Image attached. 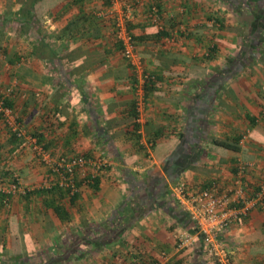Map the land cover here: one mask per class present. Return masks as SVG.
<instances>
[{
	"label": "crops",
	"instance_id": "crops-1",
	"mask_svg": "<svg viewBox=\"0 0 264 264\" xmlns=\"http://www.w3.org/2000/svg\"><path fill=\"white\" fill-rule=\"evenodd\" d=\"M125 1L136 3V51L157 81L142 105L101 0H0V92L13 89L28 136L53 158L110 162L88 169L97 189L78 175L62 221L37 194L59 176L0 120V181L18 172L29 189L0 197V264H156L163 253L171 264H214L199 235L179 248L175 234L192 233V221L171 186L229 189L241 165L250 199L264 186V0ZM152 4L168 36L148 21ZM235 138L239 152L210 143ZM258 205L223 236L236 264H264Z\"/></svg>",
	"mask_w": 264,
	"mask_h": 264
},
{
	"label": "built area",
	"instance_id": "built-area-1",
	"mask_svg": "<svg viewBox=\"0 0 264 264\" xmlns=\"http://www.w3.org/2000/svg\"><path fill=\"white\" fill-rule=\"evenodd\" d=\"M102 16L114 18V27L116 38L123 43V55L134 67L139 71L140 82L137 89V97L139 105L144 102V84L151 79L149 74H146L141 58L133 46L131 34L127 29V22H134L138 19L137 8L130 2L123 0H113V4L106 10ZM147 18L157 24L159 30L163 29L161 24V15L157 7H154L152 12L147 15ZM155 77H153L154 79ZM13 91L12 88L8 92H0V120L5 125L10 134H15L20 140L28 138L33 150L40 157L44 165L59 176V180L51 179L49 185L55 184L70 188L73 193L77 192L76 178L78 175L81 179L89 175L88 169L93 168L95 171H101L110 166L107 159H87L83 156L76 158H60L55 159L47 152L43 145H40L36 138L28 136L22 123L18 120L17 113L6 106L5 98L8 93ZM138 121V120H137ZM245 165H241L238 169L236 180L229 189L221 190L218 186L213 185L208 188H195L191 184L181 181L173 186L170 190L175 201L181 206L183 211L187 213L190 220L195 224L197 233L194 235L185 231H179L175 235L179 248L191 247L196 235L203 238L205 243V253L214 264H236L232 258L229 247L223 240L225 233L234 225L239 223L243 217L248 215L249 211L254 206L260 204L264 208V186L256 195V199H250L246 187L244 185V176L247 171ZM16 177V176H15ZM16 182H8L0 184V191L6 195H26L29 192L20 178L16 177ZM5 186V187H4ZM170 256L163 253L161 259L156 264H169Z\"/></svg>",
	"mask_w": 264,
	"mask_h": 264
},
{
	"label": "trees",
	"instance_id": "trees-1",
	"mask_svg": "<svg viewBox=\"0 0 264 264\" xmlns=\"http://www.w3.org/2000/svg\"><path fill=\"white\" fill-rule=\"evenodd\" d=\"M123 1H125V0H123ZM101 3H102V6H105L106 10H107L113 4V0H101ZM132 4L137 8L135 2L132 3ZM149 7L150 8H149L148 14L152 12L154 7L158 8L157 4H152ZM84 18L87 20L88 23H90L91 19H89L87 17H84ZM84 18L80 19L79 24L83 22ZM108 21H110V23L113 25V28H114V31H115L114 18H110ZM148 21L152 22L151 19H149V18H148ZM136 22H137V20L134 21V22H127L126 23L128 32L131 34V37H132V41H133L132 44H133V46L135 48H136L137 40L140 39L139 37H136L133 34V27H134V24ZM165 32H166V29L163 28L162 30L157 31V36H163L164 37L166 35ZM115 34H116V31H115ZM166 36H168V35H166ZM115 40H116V42L113 43L115 50L123 52V50H124L123 43L120 42L116 37H115ZM150 77H152V78L149 79L143 86L144 96H146V94H148L149 92L153 91L154 88H155L154 87L155 84H157L156 78L153 79L154 75L150 74ZM0 96H3V94L0 93ZM5 104H6L7 107L12 108L11 104H10V99H9L8 96L5 98ZM133 116H134L135 120H137L139 118V114H138V111H137V108H136V104L133 105ZM18 120L20 121L19 117H18ZM135 128L138 130L139 126L137 124H135ZM11 135L16 140L19 139L15 134H11ZM34 137L37 139L38 143L40 145H43L44 149H46V146H45V144L42 143L41 138L37 137V136H34ZM239 141H240V139H236V138L233 140V142H237V143H231V142L222 141V140H219V139H212V140H210V143H212L213 145H216V146L223 147L225 149H230V150H232L234 152H239L240 151ZM97 177H98V175L89 174L87 177H85L82 180H80V182H84V184H86L87 186L94 187V188L97 189V186L99 184V179ZM0 178H3V177H0ZM16 181H17L16 177L12 176L9 182L12 183V182H16ZM75 182L77 183L76 187L78 189V178H76ZM172 184H175V183H172ZM210 186H213V185H208L206 187L204 186L203 188H208ZM77 193H78V191L73 193V195H72V190L70 188H67L65 186H60L59 184H55V185H53L51 187H43V188H41V190H38V192H37V194H39L40 196H42V195L46 196V198H47V201H46L47 202L46 203L47 208H52L54 210V212L56 213V215L62 221L66 220L68 218V212L65 209V207L60 203V201L65 199V198H67V197L69 199L70 198L73 199L74 197H76ZM166 193H168V191L165 188H163V195H161V196H164V194L166 195ZM27 195H28V192H27V194L25 196H27ZM0 197L3 200L4 198L8 199V198H10L12 196L11 195H6V194H4V193H2L0 191ZM188 231H191L192 233L194 232V234L197 233V228H196V226H195V224L193 222H192V225L188 227ZM170 261H169V264H171Z\"/></svg>",
	"mask_w": 264,
	"mask_h": 264
},
{
	"label": "rangeland",
	"instance_id": "rangeland-1",
	"mask_svg": "<svg viewBox=\"0 0 264 264\" xmlns=\"http://www.w3.org/2000/svg\"><path fill=\"white\" fill-rule=\"evenodd\" d=\"M109 25V27H111L112 29H113V31H114V28H113V25L112 24H108ZM114 33H115V31H114ZM117 51V53L119 54L118 56H119V60H124V61H126L127 59L124 57V55H123V52L122 51H118V50H116ZM138 54H139V52H137ZM141 54H139V56H140ZM140 58H141V56H140ZM141 61H142V58H141ZM145 73H147L146 71H145ZM136 74H138L139 75V71H136ZM150 75V74H149ZM6 128V127H5ZM9 133V132H8ZM28 135V134H27ZM23 140V139H22ZM25 140V139H24ZM29 145V149H30V151H31V153L32 154H34L35 156H37L38 157V155H37V153L33 150V148H32V146L30 145V144H28ZM36 157V158H37ZM39 158V157H38ZM55 159H57V158H55ZM99 159H101V158H99ZM37 162L39 163V164H41V166L43 167V168H46V169H48L49 170V168H47L45 165H44V163L40 160V158L39 159H37ZM16 172V171H15ZM15 172H13V174L15 173ZM49 175V174H48ZM13 176V175H12ZM15 176L16 177H18V178H20V181H22V183H23V178H25V176H23L21 173H18V172H16V174H15ZM4 177V176H3ZM48 177V176H47ZM46 176L44 177V179H43V182H45V181H47L46 180V178H47ZM5 178V177H4ZM8 179H10V177H8ZM52 179V178H51ZM51 179L49 178L48 179V181L45 183V185L47 184V185H49L51 182ZM50 180V181H49ZM53 180H56V178L54 177V179ZM9 181H7V179H6V181L5 180H3V181H0V184L2 185L3 183H4V185L6 186L7 185V183H8ZM23 185L24 186H26L24 183H23ZM172 185V184H171ZM4 186V187H5ZM173 186V185H172ZM27 187V186H26ZM19 196H22V195H19ZM18 196V194L17 195H15V197L17 198V197H19Z\"/></svg>",
	"mask_w": 264,
	"mask_h": 264
}]
</instances>
